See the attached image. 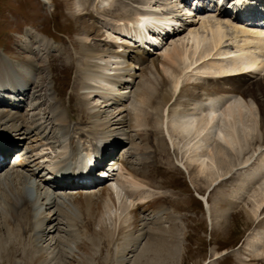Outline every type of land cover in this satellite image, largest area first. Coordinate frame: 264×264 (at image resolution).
<instances>
[{
  "label": "bare ground",
  "instance_id": "1",
  "mask_svg": "<svg viewBox=\"0 0 264 264\" xmlns=\"http://www.w3.org/2000/svg\"><path fill=\"white\" fill-rule=\"evenodd\" d=\"M96 1L99 2L101 7L99 8L102 10H108L111 4L115 3L114 0ZM164 1L165 3L161 4L160 0H147L146 3L143 2L144 8H140L141 10L136 11L134 15L123 19H114L109 23H104L102 28L100 27L97 32L100 33L103 30L101 36L106 38L112 32L119 33V36L114 38L117 51L103 49L102 52H96L97 54H94L93 51L87 53L89 49H92L90 47L86 48L88 50H85L84 54H81L88 60L85 62L88 66L85 69V82L81 83L83 84V95L88 102L89 113L86 114V117H93L90 119L93 120V123L90 121L92 125L91 123L87 125L90 128L87 127L88 129L84 130L89 136L81 133L83 130L80 125L83 123V119L78 120L80 123H75L74 126L67 123L69 119L73 118L72 112L69 109H63L64 111L60 109V103L59 106L53 107L51 113L52 118H55V121L59 123L58 126L63 128L61 135L58 136L60 138L56 146L53 143L45 142L41 134L46 129L42 131L39 128L41 125L34 128L22 115L10 114L12 109L4 111V113L0 111V127L10 124L14 127L11 130L16 129L19 132L18 139L23 143L27 139H36V142L41 139L44 142L40 143L39 148L30 145L32 151L29 152L31 154L29 164H32L31 166H24V159L18 165V167H23L22 169L31 167L29 171L13 173L1 171L0 173V216L1 219H4V222L0 219L1 259L4 254L7 256L12 253L7 258L9 261L14 260L13 256L17 255V250L13 251V246V249H9L10 246L8 247L7 244L9 242L14 244L13 239L19 241L23 238L21 232L24 233V230L26 234L34 232L35 247L33 249L36 255L41 253L46 247L42 242L48 243L51 230L59 231L58 226H54L58 212L62 215L66 214L68 218H78L79 216L87 218L86 226L88 225L89 228L97 223L96 219L103 209H116L115 214L111 215V220L113 217L114 220L116 219V224L113 223L115 227L118 221L120 222L127 216L126 211L129 208L133 211L131 216L133 215L134 223H138L141 219L140 208L136 207L139 205H136L134 201L141 204L147 203L145 206L143 205L144 208H141L148 213L151 211L152 215L157 216V220L160 216L165 215L161 214L163 207L160 206V203L167 201L166 197L144 196L135 194V192L133 195L128 193V197L125 193L128 186L133 191L145 188L144 181L148 175L145 171L127 168L125 159L129 158L131 152L124 147L118 136L106 133V128H108L106 122L99 124L102 119L101 108H113L114 106L119 108L123 105L124 110L126 109L125 111L131 115L133 129L139 130L147 140L155 136V141L159 143V136L157 137L154 131L157 128L159 135L160 133L163 135L160 137L161 149L165 150L167 143L174 149L177 147L179 154L182 155L180 163L183 166L186 163L190 167L195 166V173L203 177L206 176L210 185L221 181L238 168H250L254 161L261 156L260 160L263 165L258 169L256 166L257 170L251 172L246 180L248 182L256 181L257 178L259 180L257 185L261 193L258 191L254 196L255 204L252 208V215L257 218L262 213L264 207V100L261 96L264 98V83L261 81L251 83V80L245 78H239L235 82L230 80L232 77L243 76L247 72L253 75L264 73V36L252 37V32L247 31V27H244V23L250 26L248 24L250 21L242 18L247 13L256 15L259 11L258 3H247L243 6L238 4L237 11L231 13L227 11L226 7L219 5L226 2L227 7L235 8L234 1L230 4L228 0H206L212 8L210 11L208 10L210 6L206 9L200 7V10H196L198 8L190 10L185 9L180 0ZM237 2L241 3L243 0H237ZM200 4L201 2L197 0V7ZM104 15H101L99 21H105ZM183 27L185 29L181 33L180 30ZM93 30L91 29V31ZM165 33L174 34L175 37H171L173 39L178 38L172 43L175 44L174 55H172V50H168L172 47L168 48V42L166 43L162 38V34ZM182 35L184 36L182 37ZM85 36V40L89 42L91 35ZM178 42L179 44H177ZM104 45L112 47V43ZM155 48H159V52H163V59L160 61L159 58V63L153 62V64L150 63V66L148 57L149 54L153 55L151 50H155ZM165 57H168L169 62L165 61ZM9 62L6 59H0V101L8 98L1 93L4 89L15 92L22 91L24 94L33 92L28 87L33 78L32 71L36 66L33 61H29L23 64V67L15 70ZM158 64L162 67L165 76L161 74ZM138 66H148L141 76L135 74ZM251 71L254 72L251 73ZM11 74L13 78L10 76ZM14 74L18 75L15 77ZM137 79H139L138 82ZM134 83L138 85H134ZM82 101H84V97ZM1 107H4V104L0 105ZM39 112L41 111L39 110ZM111 115L114 120L119 116L114 112ZM106 119L105 121H107ZM47 120L49 121V119ZM2 121L5 124H1ZM153 121L154 124H152ZM119 122L120 127L125 123L122 119ZM75 126L78 129L81 128L80 132L73 129ZM33 128L40 133H34ZM100 128L104 132L100 133ZM136 133L139 134L138 131ZM7 134L0 128V140L2 137L8 138ZM142 135L140 134V136ZM6 138L3 140L7 141ZM0 146L6 154L11 151V147L5 143L0 142ZM92 147L94 156L99 154V147L100 153L104 156L102 161L105 162V158L106 160L113 158L114 162L110 171H101L102 177H92L95 179L91 186L80 187L77 188V191H73L64 183L48 182V180L55 181V170L53 169H50V172L45 171L44 175L38 174L39 171L42 173L45 170L43 168L45 162L52 163L59 160L68 152L75 155L81 154L83 151L90 153ZM122 153L123 155H121ZM115 157L117 160L119 158L122 160L117 162ZM97 163L96 158L91 167L93 168ZM125 171H127L126 175H124ZM108 175V186L97 181ZM99 188L101 190L98 191ZM244 189V187L239 189L237 194L234 193L235 196L241 198ZM81 191L89 192L79 193ZM95 197L98 198V201L100 200L98 212L96 207L98 202L95 201ZM204 201L208 206V200L205 198ZM62 204L69 205L70 209L64 211ZM105 205L108 208H105ZM55 207H58L57 212ZM51 210H54L53 213ZM220 210L225 217L226 207L221 206ZM207 213L209 215L212 213L209 206ZM166 215L170 218L169 214ZM48 217L50 218L48 219ZM127 218L128 216L123 221ZM104 220L105 218L102 216L98 221L102 225L101 229H103ZM142 227L143 225L137 228L135 235L130 234L129 239H127L129 235H124L123 242L118 246V249L122 250L121 255L126 256L127 253L136 251L137 245L145 236ZM137 231H141V234L136 235ZM156 231L157 233L148 237L145 248L134 264H164L167 261L174 264L177 257H181L180 239H178L176 229L167 232L163 228H158ZM111 233L109 231V233L101 234L92 231L88 237L90 244L94 246L97 242H102L104 238H109ZM3 235L7 237L4 238ZM76 244H79V240L71 238L63 241L60 246L64 248L63 253L74 254ZM81 247L87 248V245L83 243ZM248 247L250 248V246ZM252 248L255 247L252 246ZM46 250L48 249L45 248L44 252ZM58 250L57 252L62 251ZM87 253L80 257L79 264H92ZM36 255L23 261V264H42L41 261L35 260ZM124 262L121 261V264H125Z\"/></svg>",
  "mask_w": 264,
  "mask_h": 264
},
{
  "label": "rangeland",
  "instance_id": "2",
  "mask_svg": "<svg viewBox=\"0 0 264 264\" xmlns=\"http://www.w3.org/2000/svg\"><path fill=\"white\" fill-rule=\"evenodd\" d=\"M114 1L115 3H112L108 10H102L100 9L101 7L99 8V2L96 0H0V59L10 61L9 63L12 64L13 70L23 67V64L29 61H33L34 65H36L34 66V71H32L33 81H31L28 86L33 90L34 94L25 98L27 104L31 106L29 107L31 110L26 111L23 108L22 111H18L12 109L10 114L19 112L20 114L18 113L17 115L25 117L28 123L34 126V128L41 125L40 129L42 131L46 129L44 133L41 134L46 143H53L56 146L60 138L58 136L61 135V130L63 129L58 126L59 123L51 116V110H53V107L59 106V103L61 104L60 109H69L72 112L74 119H69L67 123L72 126L75 123L77 124L79 122L78 120L83 119V123L80 125L83 130H81V133L89 136L84 130H87V127L90 128V126L87 125H90L91 122L93 123V120H90L93 117H91L90 114H88L90 118L86 117L89 110L88 102L83 95L84 90L82 89V83L85 82V69L88 66L85 63L87 60L86 56H82L81 54H84L86 48L89 49L90 47L95 50L87 49V53H92L93 51L94 54H97L98 52H102L103 49L105 51H107V49L117 51L114 38L118 37L119 33L112 32L113 34L111 33V35L106 38L101 36L103 30H101L100 33L97 31L104 23L134 15L140 8H144L143 2L147 0ZM160 1L161 4L165 3L164 0ZM102 14H105V21L101 22L99 19ZM91 29L94 30L91 31ZM87 34L91 35L89 42L85 40V35ZM183 36L184 35H182V37ZM177 40L178 38H172L167 44L168 48L172 47L168 49L170 51L172 50V55H174L176 51L174 47L175 44L173 45L172 43ZM105 43H112V47H110L111 45H108V47L106 45L105 47ZM177 44H179V42ZM3 51L7 53L4 54ZM162 54L163 52L159 51L154 52L153 55L150 54L148 57V60H150L149 64H153V62L159 63L158 59L160 58V61L163 59ZM165 59L167 62L168 57H165ZM145 67L146 66L140 67L135 74L141 76L144 70L148 68V66ZM158 68L161 70V74H163L162 67L159 64ZM163 75L165 76V74ZM253 77L254 78L250 76H239L232 77L230 80H234L235 82L239 78H245L249 79V81L251 80V83L259 81L264 83V73ZM138 81L139 79H137V82ZM134 85L138 84L134 83ZM83 97L84 101H82ZM261 98L264 100L262 96ZM24 107H26L25 104ZM123 107L124 106L121 105L119 108L117 106L106 109L101 108L100 112L102 119H100L99 124L106 122V127H108L106 128V133L118 136L125 145H128L127 147L124 146L131 152L129 158L125 159V161H127V168L145 171L148 175L145 179L146 181H144L145 188L133 191L132 188L128 186L126 188L128 191L125 190V193L127 196L128 193L133 195L135 192V194L144 196L152 195V197H166L168 200L165 202L167 203L163 202V204L161 202L162 205L160 203V206L163 207L161 208V214L165 215L160 216L157 220V216L152 215L150 213L151 211L148 213L145 212L146 210L142 209L147 203L141 204L138 201H134L136 205H139L136 207L140 208L139 214L141 219L138 223H134L133 215L131 216L133 211L129 208V210L126 211L128 216L127 220L123 221L127 216L122 218L115 227L113 223L116 224V219L114 220L113 217L111 220V217L115 214L116 209H103L96 219L97 223L94 224L92 228H89L88 225L86 226L87 218L81 216L78 218H68L66 214L62 215V213L58 212L56 216L57 220H54V226L57 225L59 231L51 230V234L48 236V243L42 242V244L46 245L45 248L48 250L44 252V248L41 253L39 252V254L36 255L33 249L35 247L33 238L34 232L26 234L24 230V233L23 231L21 232L23 238L19 241L18 239H13L15 243H11L12 245L10 242L7 244L8 247L10 246L9 249L13 246V251L17 250V255L13 256L14 260L9 261L7 258L11 256L12 253L7 256L4 254L3 259L0 258V264H23V261L28 260L33 255H36L35 260L41 261L42 264H79L81 261L80 257L86 252H88L87 255L89 254L88 256L90 260H92V264H121V261H125V264H134L139 254L145 248L148 237L157 233L156 230L158 228H163L167 232L176 229L178 232L181 257L178 256V261L176 259L174 264H264V207L262 213L259 214L257 218H254L252 215V208L255 204L254 196L260 191L257 185L259 180L258 178L253 182H248L246 180L251 172L256 171L263 165V162L260 160L261 156L254 161L250 168H238L227 177H224L221 181L210 185L209 179L206 176L203 177L195 173V166L190 167L186 162L183 166L180 163L182 155L179 154L177 147L174 149L167 143L166 149H161L160 137L163 135L162 133L159 135L157 128L154 129V131L157 137L159 136L158 141L160 145L155 141V136L147 140L139 130L133 129L131 115L126 112V109L124 110ZM34 108L35 110H32ZM1 109H3L0 110L3 113L7 111V108ZM39 110L41 112H39ZM112 112L119 115L116 120L111 117ZM105 117L110 119L108 120ZM120 118L125 122L122 127L118 125L121 120ZM47 119H49V121ZM105 119L108 122L105 121ZM49 122L55 127L52 126V128H49ZM1 124H5L4 121H2ZM152 124H154V121ZM0 128L2 132L11 134L13 137H18L19 132L16 131V129L11 130L14 129V127L10 124H5V126ZM34 128L32 129L34 133H40L34 130ZM73 129L79 130L78 132H80L77 126L73 127ZM101 131H103L102 128H100L99 132L101 133ZM137 131L139 134L136 133ZM140 134L142 136H140ZM29 141L30 140H27L22 144L28 146ZM32 143L33 145L36 144L33 147L39 148L44 142L41 141V139L38 142H36V139H33L30 141V145ZM121 155H123V153ZM9 171L13 173L21 170L10 168ZM126 174L127 171L124 172V175ZM118 178L121 179L120 176H118ZM106 186H108V184H106ZM242 187L245 188L243 190L244 194L239 198L235 196V194H237L236 192ZM97 190L99 191L101 188ZM94 191L96 192V190ZM84 192L86 193L89 191ZM84 192L81 191L79 193ZM159 193H162V195H159ZM258 193H261V191ZM207 197L208 206L211 207L212 212L210 215L207 213L208 206L202 201V199L205 200ZM135 199L137 200V198ZM95 201L98 202L96 203L98 212L100 200L98 201V198L95 197ZM62 206H64V211L70 209V206L67 204H62ZM221 206L224 208L226 207L225 217L221 213ZM105 208H108V206L105 205ZM54 209H56V212L58 211V207ZM51 211L53 213L54 210ZM166 214H169L170 218ZM51 216L52 214L50 217ZM102 216L105 218L103 229H101L102 225L98 222ZM50 217H48V219ZM3 220L4 219H1V221ZM141 225H143L142 231L144 228L145 236L142 237V240L137 245L136 251L130 254L127 253L126 256L121 255L120 252L122 250L118 249V246L123 242L124 235H129L127 237V239H129L130 234H134ZM92 231H97L101 234L104 232L109 233V231L112 233L111 235L109 234V238H104L102 242H97V244L93 246L90 244L88 238ZM140 232L141 231H137L136 235H140ZM2 237L6 238L7 236L3 235ZM71 238L79 240V244L75 245L76 254L63 253L64 248L60 246V244L66 239ZM44 240L45 238L43 241ZM82 242L87 245V248L81 247V245H83ZM248 246H250L251 249ZM252 246L255 248H252ZM39 248L41 249L40 244ZM58 249L62 251L57 252L59 251ZM44 253L46 254L44 255ZM164 264H170V261L164 262Z\"/></svg>",
  "mask_w": 264,
  "mask_h": 264
}]
</instances>
